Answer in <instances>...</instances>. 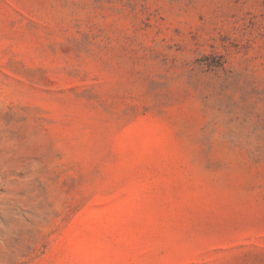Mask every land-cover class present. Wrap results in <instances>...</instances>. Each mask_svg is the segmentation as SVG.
<instances>
[{"label":"rangeland","instance_id":"obj_1","mask_svg":"<svg viewBox=\"0 0 264 264\" xmlns=\"http://www.w3.org/2000/svg\"><path fill=\"white\" fill-rule=\"evenodd\" d=\"M0 264H264V0H0Z\"/></svg>","mask_w":264,"mask_h":264}]
</instances>
